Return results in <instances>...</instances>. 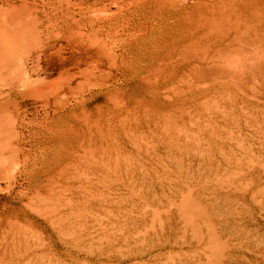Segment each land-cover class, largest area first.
<instances>
[{"label": "rangeland", "instance_id": "rangeland-1", "mask_svg": "<svg viewBox=\"0 0 264 264\" xmlns=\"http://www.w3.org/2000/svg\"><path fill=\"white\" fill-rule=\"evenodd\" d=\"M116 18L39 59L63 113L28 125L32 99L12 105L0 264H264V0H138Z\"/></svg>", "mask_w": 264, "mask_h": 264}, {"label": "bare ground", "instance_id": "bare-ground-1", "mask_svg": "<svg viewBox=\"0 0 264 264\" xmlns=\"http://www.w3.org/2000/svg\"><path fill=\"white\" fill-rule=\"evenodd\" d=\"M138 0H21L9 8L0 5V189L16 184L20 170V144L24 135L16 108L17 99H32L31 110L24 106L28 125H40V112L47 120L51 113H63L70 97L65 85L55 92L50 88L54 80L38 69V61L61 53L71 37L77 41L87 38L100 41V30L122 27L116 18ZM76 75H81V71ZM72 82V81H71ZM80 82L70 93L80 97ZM15 91H4L5 88ZM14 87V88H13ZM34 96H32V93ZM5 186L3 187V183Z\"/></svg>", "mask_w": 264, "mask_h": 264}]
</instances>
